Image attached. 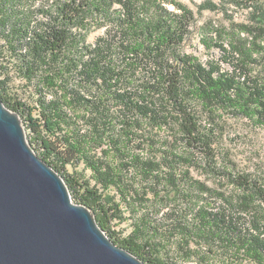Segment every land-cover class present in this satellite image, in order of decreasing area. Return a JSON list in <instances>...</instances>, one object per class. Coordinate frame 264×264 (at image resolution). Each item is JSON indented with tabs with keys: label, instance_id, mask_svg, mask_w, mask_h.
<instances>
[{
	"label": "trees",
	"instance_id": "trees-1",
	"mask_svg": "<svg viewBox=\"0 0 264 264\" xmlns=\"http://www.w3.org/2000/svg\"><path fill=\"white\" fill-rule=\"evenodd\" d=\"M219 2L253 13L201 24L203 59L179 0H0L2 100L147 264H264V164L228 145L234 124L264 131V0Z\"/></svg>",
	"mask_w": 264,
	"mask_h": 264
},
{
	"label": "water",
	"instance_id": "water-1",
	"mask_svg": "<svg viewBox=\"0 0 264 264\" xmlns=\"http://www.w3.org/2000/svg\"><path fill=\"white\" fill-rule=\"evenodd\" d=\"M0 264H147L111 240L91 207L74 201L1 96Z\"/></svg>",
	"mask_w": 264,
	"mask_h": 264
},
{
	"label": "rangeland",
	"instance_id": "rangeland-1",
	"mask_svg": "<svg viewBox=\"0 0 264 264\" xmlns=\"http://www.w3.org/2000/svg\"><path fill=\"white\" fill-rule=\"evenodd\" d=\"M189 5L196 13L197 21L193 27L190 39V47L187 50H194L203 59L207 57V52L200 43L198 27L208 20H213L217 24L227 25L230 22H247L252 15V10L236 6L234 4H222L219 0H179ZM103 29H95L89 34L91 41L101 35ZM27 132V130H26ZM235 140L228 145L236 161L241 166H255L264 164V131L252 130L245 124H234L230 132ZM125 234L129 232L127 224L117 227Z\"/></svg>",
	"mask_w": 264,
	"mask_h": 264
}]
</instances>
